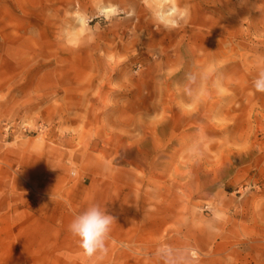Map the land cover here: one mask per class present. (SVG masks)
<instances>
[{
    "label": "rangeland",
    "instance_id": "1",
    "mask_svg": "<svg viewBox=\"0 0 264 264\" xmlns=\"http://www.w3.org/2000/svg\"><path fill=\"white\" fill-rule=\"evenodd\" d=\"M262 69L264 0H0V264H264Z\"/></svg>",
    "mask_w": 264,
    "mask_h": 264
},
{
    "label": "clouds",
    "instance_id": "2",
    "mask_svg": "<svg viewBox=\"0 0 264 264\" xmlns=\"http://www.w3.org/2000/svg\"><path fill=\"white\" fill-rule=\"evenodd\" d=\"M253 83L256 91L264 92V69L258 72ZM114 221L115 217L106 207L92 203L70 220L67 230L77 239L83 254L91 258L106 251V240Z\"/></svg>",
    "mask_w": 264,
    "mask_h": 264
}]
</instances>
